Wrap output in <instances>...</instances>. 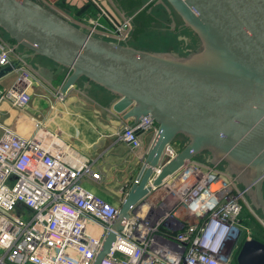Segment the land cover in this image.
Here are the masks:
<instances>
[{
	"label": "water",
	"instance_id": "water-1",
	"mask_svg": "<svg viewBox=\"0 0 264 264\" xmlns=\"http://www.w3.org/2000/svg\"><path fill=\"white\" fill-rule=\"evenodd\" d=\"M165 1L197 37L195 52L175 56L137 49L91 35L38 0H0V29L28 51L23 58L40 55L67 70L61 92L85 78L118 97L112 110L122 119L135 124L148 115L156 124L139 159L138 180L119 202L91 264L109 252L129 209L146 194L152 168L178 136L186 142L154 184L206 153L210 163L225 162L250 186L253 205L264 217V0ZM14 67H1L0 78ZM235 263L264 264V242L243 240Z\"/></svg>",
	"mask_w": 264,
	"mask_h": 264
},
{
	"label": "built area",
	"instance_id": "built-area-1",
	"mask_svg": "<svg viewBox=\"0 0 264 264\" xmlns=\"http://www.w3.org/2000/svg\"><path fill=\"white\" fill-rule=\"evenodd\" d=\"M38 1L64 15L52 0ZM99 15L86 18L79 28L128 43L134 16L118 19L102 10ZM17 46L0 33V68L15 63L16 73L9 86L0 88V103L23 111L35 71L16 53ZM51 94L57 101L64 98L59 87ZM33 124L36 130L29 136L0 125V264H91L118 204L85 189L81 179L100 182V174L88 160L68 164L56 136L41 121ZM140 131L155 134L156 124L148 115L124 125L118 141L138 149ZM175 153L173 144L164 148L145 184L146 194L129 209L100 264H232L243 240L252 238L246 216L264 227V218L244 199L250 186L239 185L217 164L193 157L154 184ZM137 174L120 187L121 196Z\"/></svg>",
	"mask_w": 264,
	"mask_h": 264
},
{
	"label": "crops",
	"instance_id": "crops-1",
	"mask_svg": "<svg viewBox=\"0 0 264 264\" xmlns=\"http://www.w3.org/2000/svg\"><path fill=\"white\" fill-rule=\"evenodd\" d=\"M52 1L54 6L78 27L79 24L85 23L86 18L100 16V10L118 19L134 16L132 17V35L129 37L128 44H135L133 46L137 49L170 53L175 56L187 54V50L185 51L180 43L172 45L169 43H139L137 41L138 35L149 32L154 27V23L160 22L162 26L159 29L162 30H169L172 27L169 23L159 19L157 12L152 8L160 3L159 0H93L95 3H92L91 0ZM68 5L72 9H68ZM75 8L82 11H77ZM142 11L151 16V20L146 22L142 31L135 34L134 29L137 25L135 17ZM166 14V17H171L167 11ZM172 29L173 32H176L173 27ZM138 44L143 46H138ZM182 45L184 44L182 43ZM16 53L22 56L28 51L17 46ZM25 60L35 71V81L30 88V100L23 111L11 107L7 102L0 103V116L4 115L3 124L0 123V125L29 136L36 130L33 122L41 121L43 127L53 133L63 146L68 164L76 166L88 160L92 170L100 174V182H95L91 177L84 176L81 179L82 186L111 204H119L123 197L119 194V189L137 174L140 168L139 159L149 148L154 134L138 132L141 146L138 149L130 150L123 142L118 141V133L124 125H131L133 121L132 119H122L121 114L112 110V104L118 99L117 96L88 82L85 78H80L64 92L63 100L57 101L51 93L60 87L67 75V70L40 55L30 56ZM8 75H12L9 84L6 82ZM15 77V72L1 77L0 88L9 86ZM0 131L3 133L1 127ZM182 139L185 143L186 140ZM207 156L208 161H211L210 155L207 154ZM217 165L229 172L225 162ZM230 174L239 185H246L239 181L237 176ZM246 193L250 199L251 191ZM250 205L254 208L253 204ZM247 222L248 219L245 220V223Z\"/></svg>",
	"mask_w": 264,
	"mask_h": 264
},
{
	"label": "rangeland",
	"instance_id": "rangeland-1",
	"mask_svg": "<svg viewBox=\"0 0 264 264\" xmlns=\"http://www.w3.org/2000/svg\"><path fill=\"white\" fill-rule=\"evenodd\" d=\"M161 3L156 4L155 6H153L152 8L157 12L158 14V18L161 19L164 22L169 23L170 25H172V27L174 28V30L176 32H173L172 27L169 30H162L159 29L161 28L162 24L160 22L158 23H154L153 24V28L149 31L146 32L144 34L138 35V39L137 41L139 43H147V42H152V43H160V44H164V43H169L172 45H177V44H181L182 47H184L185 51H186V55H188L189 53H193L196 51V49H198L199 46V41L197 39V37L192 33L191 30H189L188 28H186L183 25V22L181 20V17H179L171 8L170 6L167 4V2L165 0H160ZM152 5V4H151ZM61 8V7H60ZM167 10H171L170 12V16L171 17H166V11ZM169 14V12H168ZM76 21V20H75ZM1 30V29H0ZM4 38H8L7 34L3 31L0 32ZM154 35V36H153ZM156 35V36H155ZM182 43L184 45H182ZM131 46L135 45V44H130ZM138 46H143L141 44H138ZM135 47V46H133ZM12 78V75H8L6 82H8L7 84H9L10 80ZM4 115L1 114L0 116V123L3 124V118ZM1 131H0V135H1ZM178 139H175L173 141V145L177 150L181 149L183 147V145L185 144L184 141L181 139V137H177ZM207 154L206 153H201L197 156H195L196 159L198 160H202V161H207L208 162V158H207ZM244 199L247 201V204H254L253 203V199L248 197L247 194H245ZM253 211L256 212V214L258 213L259 215H261L259 213V210H256V208H253ZM246 219H248V222L245 223L244 225L252 232V234L254 232H256V226L255 223L257 222L254 217L251 214H248L246 216ZM235 262V256L232 259V264Z\"/></svg>",
	"mask_w": 264,
	"mask_h": 264
},
{
	"label": "trees",
	"instance_id": "trees-1",
	"mask_svg": "<svg viewBox=\"0 0 264 264\" xmlns=\"http://www.w3.org/2000/svg\"><path fill=\"white\" fill-rule=\"evenodd\" d=\"M68 9H72L71 6H67ZM76 9V8H75ZM77 11H82L81 9H76ZM136 20V27L134 29V33H139L140 31H142L144 29V27L146 26V22L148 20H151V16H149L148 14H146L145 12H141L139 15H137L135 17ZM3 31V30H1ZM8 39V38H7ZM10 42H13L12 40L8 39ZM179 137V136H178ZM178 139V138H176ZM182 139V138H181ZM183 140V139H182ZM256 226V232H254L252 234L253 238H256L259 241L264 242V227H262L258 222L255 223ZM233 264H236L235 262Z\"/></svg>",
	"mask_w": 264,
	"mask_h": 264
},
{
	"label": "flooded vegetation",
	"instance_id": "flooded-vegetation-1",
	"mask_svg": "<svg viewBox=\"0 0 264 264\" xmlns=\"http://www.w3.org/2000/svg\"><path fill=\"white\" fill-rule=\"evenodd\" d=\"M249 191V190H248ZM262 193H264V184H262ZM249 194V193H248Z\"/></svg>",
	"mask_w": 264,
	"mask_h": 264
}]
</instances>
